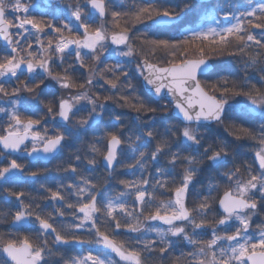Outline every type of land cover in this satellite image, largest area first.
Here are the masks:
<instances>
[{
	"label": "snow or ice",
	"instance_id": "6c2138e0",
	"mask_svg": "<svg viewBox=\"0 0 264 264\" xmlns=\"http://www.w3.org/2000/svg\"><path fill=\"white\" fill-rule=\"evenodd\" d=\"M85 5L91 11L86 12L79 3L74 9L69 5L71 16L78 22L70 26L63 19L57 25L59 17L46 18L24 0H0V114L7 117V121L0 122V158L7 161L0 167V180L22 182L25 165L10 158L13 153L28 157L43 153L42 158L47 159L61 150L66 140L78 138L80 130L99 127L106 116L105 135L89 144L93 155L87 158L86 171L95 169L99 156L109 177L117 165L141 173L151 165L156 167L155 176L121 179L123 191L104 197L101 185L79 174L78 163H70L64 171L78 174L79 181L59 184L55 190L45 189L49 196L44 199L61 204L55 207V215L44 211L40 204L26 203L24 191L4 188L15 197L17 207L14 212L0 211V223H8L11 217L9 230L0 232V264H48L49 257L61 255L60 245L70 244L102 245L108 252L89 250L67 259L61 256L63 264H149L157 252L159 264H165V257L179 243H186L191 250L181 251L169 264H264V0L223 4L214 11L223 14L227 26L214 17L215 27L189 29L181 38L165 36L159 26L179 20L185 9L191 10L187 3L179 11L152 2L136 4L127 11L114 10L109 0H85ZM97 15L99 24L95 23ZM136 25H143L145 31L133 36ZM46 30L56 36L48 35ZM33 42L37 50H33ZM253 46L258 51H253ZM225 51L247 57L244 71L258 72L259 80L254 81L251 74L240 80L220 75L225 69L211 63L209 53ZM105 52L117 57L142 55L137 71L150 86V93L171 97V110L177 114L179 125L170 124L160 133L153 117L125 135L121 131L122 116L111 112L105 102L112 101L138 114L160 109L140 96L131 81L121 79L129 74L118 61L98 67ZM73 53V63L65 65ZM157 54L158 62H151ZM79 69L87 73L83 82L77 76ZM97 77L119 95H105L101 101L98 93L90 94ZM13 79L19 81L18 86H11ZM46 81H54L67 95L45 101L42 97L52 94ZM229 96H243L247 103L230 104ZM40 105L46 115L62 121L58 131L50 134L47 121L42 124V118L35 116ZM87 106V116L73 122V117ZM162 107L169 109L168 104ZM237 112L251 117L247 126L231 120L230 114ZM136 119L141 117L137 115ZM225 119L230 120L226 130L237 141L254 142V161L229 167V156L235 160L236 154L227 141L203 147L200 130L207 129L211 122L222 124ZM162 157L166 165L156 166ZM75 160L79 162L81 157L76 155ZM178 166L180 172L176 171ZM205 170L209 174L206 192L197 195V202L189 207L191 187ZM27 175L36 178L41 171ZM104 183H108L107 178ZM163 192H169L170 197L162 198ZM132 195L135 199L129 204L127 197ZM64 209L72 210L78 222L58 220L66 215ZM258 216L262 219L256 234L251 229ZM85 225H90L87 236L77 234ZM121 229L138 235L121 238L117 234ZM151 233L155 240L147 238Z\"/></svg>",
	"mask_w": 264,
	"mask_h": 264
},
{
	"label": "trees",
	"instance_id": "16d2710c",
	"mask_svg": "<svg viewBox=\"0 0 264 264\" xmlns=\"http://www.w3.org/2000/svg\"><path fill=\"white\" fill-rule=\"evenodd\" d=\"M25 3L33 4L38 9L39 13L46 14V18L51 17H59L55 21L57 25H59L60 19L65 20V22H68L70 26L76 25L78 22L75 21V18L71 16V10L69 9V5H71L72 9L75 8V6L79 3L81 7L85 8V11H90L89 8L85 5V0H60L56 2H49L45 0H24ZM152 2L157 4L158 6L162 7H173L176 8L178 11L183 7H178L179 5H184L185 3L191 5V10L185 9L184 12L181 13V16L179 20L171 22L168 25H160L159 29L165 36H173L176 38H181V34L184 33L186 30L189 29H199L201 27L207 28V27H215V18L220 19L221 23L224 24V26H227L226 22L222 18H220V15H222L221 12L214 11L222 4V0H212L205 3H198L195 0H109L110 7H114V10L118 11H127L131 10L134 5L136 4H142V3H148ZM225 4H237V5H244L249 2V0H224ZM196 4H202L206 5L207 7H196ZM108 20H111V16H108ZM96 24L100 23L99 17L97 15ZM151 23V22H147ZM82 32V29L79 30ZM145 31L143 25H136L132 31V35L135 36L138 32ZM48 35H51L53 37L56 36L55 33H52L50 30H46ZM65 35L67 36L68 33L65 32ZM255 35L257 38H260V32L259 30L255 31ZM47 42L45 38V43ZM134 43H137V41H133ZM0 45H2V42L0 41ZM26 46V45H25ZM116 46L110 45V48H115ZM121 50H126L123 48V46H120ZM33 50H37V45L33 42ZM253 51H258V49L253 46ZM87 51V50H85ZM231 51V49L229 50ZM211 56V61L213 64L219 65L221 68L225 69V71H222L220 75L229 76L230 79H237L240 80L244 78L246 75L251 74L254 78V81L259 80V73H253L251 70H249L248 73L244 71V60L247 59V57L237 54V55H229L228 51H225L223 54H216V53H209ZM160 54H157L156 58L151 59V61L158 62ZM143 57L140 54H134L131 57H117L114 53L105 52L103 56H101V62L99 63L98 67L103 68L105 64L112 65L116 63L117 61L123 66V71H126L129 75L127 78L122 77L121 79L125 82L131 81L133 86L136 89V92L142 96L144 99L148 100L150 105L152 107H158L160 110H158L156 113H136L135 111L131 110L128 107H121L118 106L116 103L112 101H107L109 110L113 112L114 114H119L122 116L123 120V128L121 131H124L125 135L128 134V130H137V126L148 122L150 119L155 117L158 121V123L154 126L155 129L163 133L164 128L170 124L179 125L180 121L177 119L175 115L172 114L171 111V105L170 101L166 98H161L159 100L154 99L143 87L141 78L142 76L137 71V64L140 62V58ZM74 53L72 56L67 57L65 61V65L71 64L74 61ZM167 59V58H166ZM59 63V61H57ZM89 63L91 61L89 60ZM75 67L79 68L78 64L75 65ZM27 75V74H25ZM87 73L84 69H79L77 76L81 82L86 78ZM111 75L110 73L108 74ZM25 77H21V79H24ZM213 80L217 79V77L213 76ZM96 83L92 86L90 89V94H99L101 97V101H103V97L105 95H112L116 94L119 95V93H116L115 90H109L108 86L104 84L103 80H100L99 77H97ZM51 85V93L50 95L42 97L45 101L48 100H58V98L61 95H67V93L64 90H61L58 85L55 84L54 81H46ZM19 81L13 79L11 86H18ZM121 91H126V89H121ZM217 95H219L217 93ZM229 103L230 104H241V103H247V100L243 96H229ZM123 102L121 101V104ZM169 105V109L165 111L163 109V105ZM90 106H87L84 110L77 113L75 117H73V122H75L76 119L80 118L81 116H87V111ZM139 115L141 117L140 120H137L136 117ZM35 116L37 118H42V124L44 121H47V127L49 129V133L52 134L54 131H58L57 125L62 123V121L59 120L58 117H52L49 115H46V109L43 107V105H40L39 110L36 112ZM231 120H234L237 124L244 122L245 125H248V122L251 120L250 116L240 114V113H234L230 114ZM164 118V119H161ZM7 121V117L3 114H0V122ZM230 122L229 119H225L224 123L217 124L216 122H211L209 127L207 129H201V133L204 137L203 140V147H207L208 145L215 146L218 141H227L235 151V160L230 155L229 156V167H231L234 163L240 164L245 160L248 161H254V153L252 149L255 147L254 142L249 140H240L237 141L234 136L229 134V131L226 130L228 123ZM108 123V117L106 116L104 118V123H101L99 127L93 126L92 129L89 130H80V134L78 138H72L68 139L64 142V147L59 150V152L49 161H43L40 159H37L35 161H30L28 157L25 155H11V157H16L18 159L19 163H22L25 165V174L22 177L21 181L11 180L9 182L0 181V211H3L7 213L9 210L15 211L17 207V202L15 201V197L9 196L8 193L4 191V188H10L13 191H24L26 193L25 197L23 198L26 203L32 202L35 204H40L41 207L46 212H53L55 215V207H61L60 202H56L55 205L50 199H44V197L49 196V193L45 190L46 188H52L55 190L57 188V185L64 184L67 185L68 183L72 182H78L79 181V175L78 174H72L70 172H65L64 169L68 167L70 163L79 165L78 172L79 174H82L86 177H90L93 179V181L99 183L101 185L100 192L104 197H112L115 196L119 191H123V186L119 184V180L125 179V180H135L140 175H143L145 177H154L156 167L149 166V168L141 173L139 170H136L133 172L132 170L121 167L120 165H117L116 171L112 174V176H108V172L106 170L105 164L102 161V157L97 156V165L95 169L86 171V169L89 168L87 165V158H90L93 154L89 151V144L95 141L96 137H101L105 135V124ZM140 131H143V129H139ZM153 147L155 146L156 141L153 140ZM29 147H31V144L29 143ZM203 147L200 148V151L203 152ZM175 150V149H174ZM196 154V153H193ZM76 155H79L81 157V161L77 162L75 160ZM130 162V161H128ZM7 163L6 160L0 161V167L4 166ZM167 163L166 158L162 157L159 165H156L158 167H163ZM41 171V175H39L36 178L29 177L27 175L28 172L32 171ZM180 167L178 166L176 171L180 172ZM220 171H223L221 169ZM19 175V174H17ZM107 178L108 183L105 184L104 180ZM209 183V174L207 170L200 173L198 177L196 178V182L192 185L191 190L188 195L187 204L189 207H192L194 203L197 202V195L203 196L206 192V185ZM41 185H44L45 188H42ZM148 190L151 191V186H148ZM63 191V189H62ZM222 194V191L221 193ZM169 192H163L162 198L168 199L170 197ZM71 201H75V197L69 198ZM135 197L134 195L127 197V200L129 204H131L134 201ZM66 212V215L64 217H57L58 220L63 221L64 223H77L78 221L74 220L71 211L69 209H64ZM101 219H103L101 217ZM262 217H256L252 223V232L258 234L257 225L260 223ZM11 222V217H8V223H0V232H7L9 230V224ZM153 225H158L159 222H150ZM162 226L163 225H159ZM90 227V225H85V229L77 230V234L87 236V228ZM114 227V225H113ZM191 231V228L188 229ZM121 238H128V237H136L138 234L136 233H127L125 230L121 229L117 233ZM210 234V230H209ZM148 239L155 240V234L151 233L148 234ZM175 240L176 238H171ZM57 246L53 245V248L55 249ZM59 250L61 255L60 256H53L48 258V264H63V259H61V256L64 259H67L72 256L77 255H84L87 251L91 250L93 253H96L97 251L100 252H108L107 249H104L102 245L97 244H86V245H79V244H70V245H60ZM191 250V247L188 246L186 243H179L177 244V247L172 250L168 254V256L165 257V264H169L170 260L175 257L179 256L181 251H189ZM110 255L115 259L119 260L118 257H115L114 253H110ZM159 253H155L152 257V259L149 261V264H159L158 261ZM123 264V262H121Z\"/></svg>",
	"mask_w": 264,
	"mask_h": 264
},
{
	"label": "water",
	"instance_id": "95a60500",
	"mask_svg": "<svg viewBox=\"0 0 264 264\" xmlns=\"http://www.w3.org/2000/svg\"><path fill=\"white\" fill-rule=\"evenodd\" d=\"M48 1H52V2H55V1H59V0H48ZM197 1H210V0H197ZM90 9V8H89ZM90 11H91V9H90ZM2 44H3V42H2ZM144 58V57H143ZM143 58H141L140 59V61L143 59ZM153 63H156V62H153ZM211 63H212V61H211ZM141 81H142V84H143V87H144V89L154 98V99H156V100H159V99H161L160 97H156L155 95H154V93H150L149 91H148V89H149V87L150 86H148L145 82H144V80H143V77L141 78ZM163 98H166V99H168L169 101H171V97H169V96H167V95H164L163 96ZM172 114L173 115H175L176 117H177V114L175 113V112H173L172 111ZM59 152V151H58ZM57 152V153H58ZM57 153H55V154H53V155H50L47 159H44V158H42L43 157V153H41V154H39V157H37L36 156V154H34V156L33 157H28L26 154H24L26 157H28L29 158V160L30 161H35V160H37V159H40V160H43V161H49V160H51ZM13 154H16V153H13ZM104 163V162H103Z\"/></svg>",
	"mask_w": 264,
	"mask_h": 264
},
{
	"label": "rangeland",
	"instance_id": "374dc122",
	"mask_svg": "<svg viewBox=\"0 0 264 264\" xmlns=\"http://www.w3.org/2000/svg\"><path fill=\"white\" fill-rule=\"evenodd\" d=\"M222 5L223 4H225V2H224V0H222V3H221ZM229 4V3H228ZM196 5H199V6H197V7H200L201 5L200 4H196ZM220 18H222L223 19V14L222 15H220ZM177 21V20H176ZM174 22V21H173ZM22 153H17V155L19 156V155H21ZM15 156V155H14ZM17 157V156H16ZM16 157H10V158H16ZM17 159V158H16ZM0 181H2V180H0Z\"/></svg>",
	"mask_w": 264,
	"mask_h": 264
},
{
	"label": "flooded vegetation",
	"instance_id": "af4514ba",
	"mask_svg": "<svg viewBox=\"0 0 264 264\" xmlns=\"http://www.w3.org/2000/svg\"><path fill=\"white\" fill-rule=\"evenodd\" d=\"M201 6L200 7H207L206 5H202V4H200ZM184 5H179L178 7H183ZM190 7H191V5H189ZM197 6H199V5H197ZM196 6V7H197ZM4 159L3 158H0V161H3Z\"/></svg>",
	"mask_w": 264,
	"mask_h": 264
}]
</instances>
